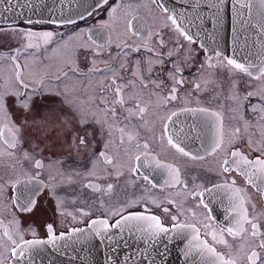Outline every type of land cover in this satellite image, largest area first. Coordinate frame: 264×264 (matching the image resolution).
I'll return each mask as SVG.
<instances>
[{"label": "snow or ice", "instance_id": "obj_1", "mask_svg": "<svg viewBox=\"0 0 264 264\" xmlns=\"http://www.w3.org/2000/svg\"><path fill=\"white\" fill-rule=\"evenodd\" d=\"M200 5L201 0H194L189 6L196 9ZM152 6L159 10V16H154L153 25H149L139 12L143 8L152 14ZM206 8L211 12L207 20L200 13L189 17L183 10L170 9L161 0H112L111 4L109 0H95L90 8L78 13L79 19L85 20L104 9L108 17L71 38L76 43L58 69V81L74 76L91 84L100 75L97 95L87 100L74 97L67 89L50 92L48 70L37 71L36 53L28 50H38L41 42H52V31L25 30L20 35L26 43L8 56L0 55V61H11L15 73L14 79L0 86V162H7L10 170L7 177L0 176V217H4L0 218V264H34L37 249H58L61 241L73 236L79 241L78 234L82 232L84 239L96 237L113 244V228L119 230L120 240L127 232L152 246L170 241L175 233L187 240L184 255L192 257L193 264H264V208H258V201L248 191L250 187L264 201V0H232V56L212 46L223 26L225 0H207ZM209 21L211 30L206 27ZM25 22L33 23L31 19ZM76 22L71 17L51 20L60 26ZM192 26L198 29L195 34ZM165 29L178 39L166 41ZM249 33H254L255 52L248 45ZM84 36L87 38L82 39ZM197 38L199 46L192 48ZM114 43L119 49L118 62L113 66L116 57L109 52L100 61L105 67L98 68L96 57ZM64 47L68 48L67 43ZM80 49L86 58L91 55V67L81 68L77 63L75 54ZM142 50L148 54L146 60L137 57L129 61L131 53ZM201 53L203 59H197ZM20 56H25L26 61L31 57L32 63H19ZM193 65L195 81L185 76V69ZM25 71L30 77L27 82ZM253 81L257 83L253 85ZM186 83H192L191 90L184 87ZM33 84L37 87L30 88ZM208 85L212 90L205 103L199 94L209 91ZM42 89L63 97L70 109L72 118H57L58 128L47 120L37 124L26 115L32 110L33 96L42 94ZM213 100L217 101L215 107L211 106ZM179 101L182 103L177 105ZM17 109L23 114L20 119L15 118ZM149 115L154 119H148ZM49 131L63 133V142ZM97 136L104 139V151L94 147ZM190 145L198 147L193 151ZM165 152L174 154L172 161L162 158ZM253 152L256 155H251ZM176 156L193 162L214 158L215 167L206 171L214 172L219 181L208 186L198 182L200 177L195 175L189 180ZM232 173L235 177L229 178ZM156 175L161 176L162 187L178 189L176 196L198 200V208L207 210L210 201L226 200L227 223L213 228L207 223L212 220L210 212L197 218L196 212L185 209L175 198L166 200L176 209L175 214L171 207L162 206L163 201H150L170 215V227L147 208L144 212L130 211L138 204L136 199L112 203L118 184L135 186V180H143V190L147 191L148 186L157 188L153 180ZM128 176L135 180L129 181ZM236 177L243 178V184H238ZM58 188L64 189L65 195ZM45 189L60 216L75 220L71 212L64 211L65 196L70 191L78 197L87 189L95 195L99 207L106 209V216L119 218L112 224L107 218L93 219L89 223L91 231L70 228L67 234H57L54 224L47 223V238H36V230L22 227L17 213L38 210V198ZM186 211L191 212L195 222L187 218L181 221ZM29 233L32 239L26 238Z\"/></svg>", "mask_w": 264, "mask_h": 264}, {"label": "flooded vegetation", "instance_id": "obj_2", "mask_svg": "<svg viewBox=\"0 0 264 264\" xmlns=\"http://www.w3.org/2000/svg\"><path fill=\"white\" fill-rule=\"evenodd\" d=\"M119 2V0H117ZM133 2H139V0H133ZM109 3H112V0H109ZM194 3V0H190V5ZM207 0H201L200 8L203 9L206 13H210L206 8ZM187 3H182V5H187ZM107 5L105 6V8ZM153 7V13H147L146 9H141L139 15L144 16L145 20L148 22L149 25H153V17L159 16V10ZM226 10H233L232 8V0H225V9ZM107 14L104 9H100L97 14H94L92 17H86L85 20H77L76 24H68L64 26L60 25H51V24H28L25 22H18L12 25H0V28L4 29V31H0V55L8 56L10 53H14L16 49L21 48V45L26 43V40L20 35L25 30H32V31H52L54 33V38L52 42L48 45H44L41 42V47L38 50L29 49L28 51H34L36 53V59L38 63L36 64L37 71H42L43 69L48 70V75L46 77L47 80H50L51 83L47 86L50 92L56 91H64L65 89L68 90L70 94L74 97L81 98L87 100L88 97L97 95V86L100 83V75L97 74L89 84L87 79L81 78L76 79V77H72L69 79H61L57 80L56 77L61 75L58 71L59 68L63 66L64 60L67 58L69 54H71V50L75 45L76 41L71 39L76 36L77 33L80 32L81 29H87L92 27L94 24L100 23L104 20H107ZM207 20V18H205ZM156 23H159L157 20ZM210 24V21L208 22ZM15 29V30H13ZM82 39H86L87 37H81ZM174 41L178 39L177 35L168 30H164V39ZM115 40V37H113ZM182 39V38H181ZM131 42V41H129ZM65 43H67L68 48L64 47ZM199 44L192 45V48H198ZM23 51V49H21ZM119 49L115 47V43L113 44L112 48L106 52H103L100 56L96 57L97 60V67L103 69L105 65L100 62L106 59L109 55V52L112 53L116 59L113 60V66L118 62L119 57L117 56ZM147 55L143 50L139 53H131L128 57L129 61H133L135 58H140L141 60H146ZM204 54L201 53L197 59H203ZM75 58L77 63L80 65L81 68L85 66L91 67V55H88L87 58L84 54V50L80 49L76 52ZM25 62L31 64L32 58L29 57L26 61L25 56L19 57V63L24 64ZM215 62V61H213ZM196 65H193L190 69H185V76L189 77L193 81H195L196 72H195ZM67 71L66 68H64ZM26 82L30 79L28 76L27 71L24 73ZM15 73L13 71L11 61L9 59H4L0 61V86H3L8 80L14 79ZM207 76V73H205ZM247 79V78H245ZM253 85L257 82L253 81ZM203 86V85H202ZM37 87L36 85H30V88ZM185 88L191 90L192 83H186L184 85ZM209 91L203 92L200 95L203 102L207 103L208 98L211 95L212 85H208ZM42 94L35 95L32 98V110L27 113L29 119H34L37 124H41L43 121H50L53 124H56V127H59L57 124V118L61 121L65 118L71 119V112L68 106L64 103L63 97L52 95L49 91L41 90ZM216 91H220L217 89ZM196 94L194 93V96ZM223 99V96L221 97ZM177 105L182 103V101L176 102ZM217 101H211V106L215 107ZM193 104L195 101L193 100ZM152 109H149L151 113ZM23 114L17 109L15 113V118L20 119ZM148 119L152 120L154 117L149 115ZM181 120L184 117H180ZM226 125L228 121H225ZM90 128L92 126H89ZM160 131V123L156 122V132L159 133ZM49 135H56L61 142H63V133L49 131ZM118 137V133L116 134ZM96 141L94 147L98 148L101 151H104V139L101 136L96 137ZM193 151L196 150V147L190 145ZM247 150V149H246ZM156 151H160L158 147H156ZM111 154V153H109ZM251 155H256V153H251ZM162 158H166L169 161H172L174 158V154L171 152L162 153ZM175 159L181 163L182 170L184 175L189 180L192 176L200 177L198 182L205 183L208 186H211L212 183L218 182L219 178L215 175L212 171H206V169L214 168V158L208 157L205 161L193 162L188 161L185 158H181L176 156ZM25 166L27 167V162H25ZM9 169L7 168V162H0V176L7 177L9 173ZM143 171V170H142ZM235 177V173H232L229 178ZM45 182L47 183L48 179V172L45 171L44 177ZM238 180V184H243V178L236 177ZM124 178H122L123 181ZM127 179L129 181L135 180L134 177L128 176ZM154 182L158 184L157 188L153 189L151 186H148L147 191L143 190L144 182L143 180H135V186H129V184L120 183L117 185L116 195L114 200L112 201L113 204H123L125 200L136 199L138 200V204L134 206L130 211H140L144 212L145 208H147L151 213L156 214L161 217L163 223L166 226H171L170 215L165 214L162 211L161 207H156L155 205L151 204L152 199H156L159 201H163V207H171L172 214H175L176 209L166 203V200L169 198H175L183 203L185 209H191V211L196 212L197 218H203L206 211L211 213L212 220L207 221V223L211 224L213 228L216 225H225L227 223L225 217L227 215V201H210L213 205H210L207 210L203 207H196L198 200H194L191 197L185 198L184 196H176V192L178 191L177 188H165L162 187L163 181L161 176L156 175L153 177ZM61 192V195H65L64 189H57ZM250 194H252L253 199L258 201V208H264V201L259 200V197L256 195L255 191L248 188ZM171 194V195H170ZM207 198V197H205ZM39 203H38V210L34 211L33 213H17L18 217L21 220V225L24 228H28L31 226L37 232V237L40 239H46V230L45 225L47 223H53L54 227L57 231V234L60 232L68 233L70 228H81L85 230L89 229V223L93 219L97 218H107L109 219L110 224L115 222V219L119 217H113L111 215H105L106 209H102L99 207V202L95 200V195L91 192V190H83V194L80 196H76L75 193L68 191L67 195L65 196V203H64V211L71 212L73 216L76 217L75 220L72 219V216H60L59 212L55 210V204L52 200L49 192L47 189L43 190L42 194L40 195ZM73 199H75V203H73ZM209 202V204H210ZM126 214V213H125ZM8 216V213L5 212V217ZM4 218V217H0ZM187 218L190 222H195L192 220L191 212L186 211L185 216L180 217L181 221ZM201 227V225H197ZM218 230V229H217ZM203 231V229H202ZM2 234V233H0ZM27 239H32L33 237L29 233L26 235Z\"/></svg>", "mask_w": 264, "mask_h": 264}, {"label": "water", "instance_id": "obj_3", "mask_svg": "<svg viewBox=\"0 0 264 264\" xmlns=\"http://www.w3.org/2000/svg\"><path fill=\"white\" fill-rule=\"evenodd\" d=\"M161 2L170 9L183 10L189 17H195L197 13L205 18L211 16L210 13H206L200 7L191 8L189 6L190 0H187V5H182L185 0H161ZM94 3L95 0H11V3H8L7 0H0V25H12L31 19L34 24H36V20H43L46 22L41 24L58 26V24H52L51 20L71 17L77 21L79 20L78 13L84 12L86 8H90ZM6 9L10 10L6 11ZM253 15H255V8L253 9ZM223 16V26L218 32L217 43L212 46L225 55L232 56V29L235 11L226 10ZM197 23L199 22L197 21ZM206 27L211 30L209 23L206 24ZM196 31L198 29L192 26L193 34ZM253 35L254 33H249L248 45L250 50L255 52L258 49L253 46ZM197 39L199 44L200 38ZM203 42L206 45L209 44L206 39ZM210 205H213V203L210 202ZM89 231L91 230H85V232ZM78 235L79 241L76 236H73L71 239L61 241L62 246L58 249L50 247L37 249L34 264H153V258L155 264H193V258L184 255L187 240L175 233L171 234L172 239L170 241H164L154 246L145 241L137 240L127 232L123 234L124 240H120L119 230L115 228L110 233L115 237L113 244H109L106 239L102 241L96 237L90 240L84 239L83 232ZM63 245L67 246L64 247ZM160 252L166 253V255L162 257L159 254ZM195 260L199 261V257L196 256Z\"/></svg>", "mask_w": 264, "mask_h": 264}]
</instances>
